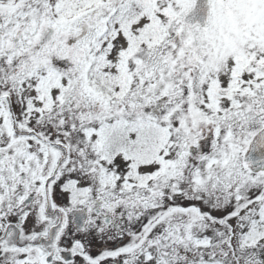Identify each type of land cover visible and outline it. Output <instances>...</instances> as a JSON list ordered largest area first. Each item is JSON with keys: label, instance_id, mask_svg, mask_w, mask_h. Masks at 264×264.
<instances>
[{"label": "snow or ice", "instance_id": "obj_1", "mask_svg": "<svg viewBox=\"0 0 264 264\" xmlns=\"http://www.w3.org/2000/svg\"><path fill=\"white\" fill-rule=\"evenodd\" d=\"M0 264H264V0H0Z\"/></svg>", "mask_w": 264, "mask_h": 264}]
</instances>
